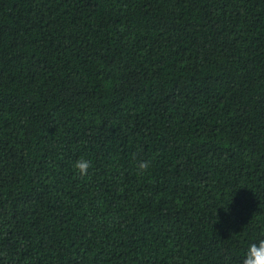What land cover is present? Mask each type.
<instances>
[{"label":"trees","instance_id":"obj_1","mask_svg":"<svg viewBox=\"0 0 264 264\" xmlns=\"http://www.w3.org/2000/svg\"><path fill=\"white\" fill-rule=\"evenodd\" d=\"M262 237L264 0H0V264H242Z\"/></svg>","mask_w":264,"mask_h":264},{"label":"clouds","instance_id":"obj_2","mask_svg":"<svg viewBox=\"0 0 264 264\" xmlns=\"http://www.w3.org/2000/svg\"><path fill=\"white\" fill-rule=\"evenodd\" d=\"M149 166L150 161H140L138 163V168L141 172L146 171ZM91 167V162L84 158H81L74 163V168L83 177L88 176ZM242 264H264V237L249 244L242 260Z\"/></svg>","mask_w":264,"mask_h":264}]
</instances>
